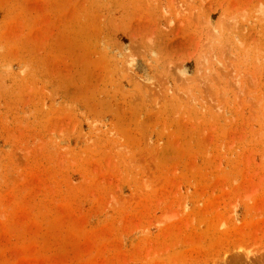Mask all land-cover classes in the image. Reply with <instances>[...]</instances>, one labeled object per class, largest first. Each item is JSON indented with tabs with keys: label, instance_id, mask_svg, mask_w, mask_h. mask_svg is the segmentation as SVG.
<instances>
[{
	"label": "rangeland",
	"instance_id": "1",
	"mask_svg": "<svg viewBox=\"0 0 264 264\" xmlns=\"http://www.w3.org/2000/svg\"><path fill=\"white\" fill-rule=\"evenodd\" d=\"M0 264H264V0H0Z\"/></svg>",
	"mask_w": 264,
	"mask_h": 264
}]
</instances>
